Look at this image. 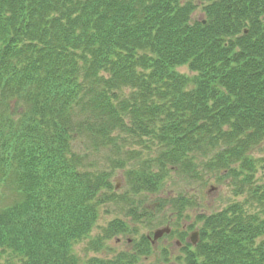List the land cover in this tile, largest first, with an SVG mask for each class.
<instances>
[{"label": "trees", "instance_id": "1", "mask_svg": "<svg viewBox=\"0 0 264 264\" xmlns=\"http://www.w3.org/2000/svg\"><path fill=\"white\" fill-rule=\"evenodd\" d=\"M200 1L205 19L192 21L193 0H0V188L17 195L0 210V248L23 264H78L92 199L103 188L116 198L110 171H88L73 150L91 137L127 153L117 166L138 194L162 191L172 172L196 175L199 154L244 172L257 212L235 203L200 216L186 261L264 264V185L252 186L246 157L264 140V0ZM125 132L157 152L132 150ZM180 200L176 211L192 204ZM116 224L106 233L127 228Z\"/></svg>", "mask_w": 264, "mask_h": 264}, {"label": "rangeland", "instance_id": "2", "mask_svg": "<svg viewBox=\"0 0 264 264\" xmlns=\"http://www.w3.org/2000/svg\"><path fill=\"white\" fill-rule=\"evenodd\" d=\"M193 2L197 7L192 13V21L205 19V2L200 0ZM247 29L249 28L246 27L245 30L248 31ZM178 71L189 76L195 75L188 65L179 67ZM122 136L128 137L131 142L130 148L142 153L144 157H150L157 152L152 140H140L126 132L122 133ZM90 138H77L71 141L73 150L83 157L81 160L88 171L93 173L97 169L110 171L111 182L117 188L114 189L116 198H111V191L103 188L92 199L90 205L96 209L97 218L87 236L78 238L72 244L73 259L78 264H95V260H101L104 264H187L185 253L177 243L179 240L177 235H163L154 245L141 240L148 235L153 237L157 229H164L166 226L178 230L179 233L183 227L189 228L191 225L195 230L196 227L203 226V222L199 221L200 216L222 211L235 203L244 206L247 214L257 212L253 205L247 204L250 199V187L243 182L244 172L239 179H234V176L225 175L222 171L209 169L206 163L210 161L209 156H212V152L207 153L208 156L197 155L200 165L197 166L196 175L186 170L182 174L172 172L162 191L154 194L148 192L138 194L133 191L125 177L128 169L123 171L117 166L125 159L127 153L118 154L112 149L98 150L93 146ZM248 155L255 161L252 186L254 188L262 186L264 185V140L247 150L246 157ZM239 166L240 164H234L232 167ZM83 171L85 172V169ZM10 190L11 192L3 191V188H0V210L7 208L6 205L13 203L17 197L14 195L15 188L12 187ZM181 197L185 201L188 199L192 204L185 206L182 213L177 214L172 208V202L180 200ZM178 221H180L179 225ZM116 222L133 227V231L112 232V235L106 233L121 230L122 226ZM138 242L148 249L136 252L135 245ZM14 249L16 248H0V264L24 263L23 255Z\"/></svg>", "mask_w": 264, "mask_h": 264}, {"label": "water", "instance_id": "3", "mask_svg": "<svg viewBox=\"0 0 264 264\" xmlns=\"http://www.w3.org/2000/svg\"><path fill=\"white\" fill-rule=\"evenodd\" d=\"M165 231H169V230L168 229L159 230L156 233V238H158L159 236L163 235V233ZM197 236H198V233L197 232L192 235V240H193L194 243L197 241Z\"/></svg>", "mask_w": 264, "mask_h": 264}]
</instances>
